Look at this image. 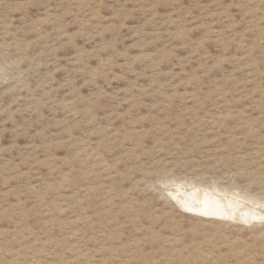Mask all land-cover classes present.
<instances>
[{
  "label": "rangeland",
  "instance_id": "1",
  "mask_svg": "<svg viewBox=\"0 0 264 264\" xmlns=\"http://www.w3.org/2000/svg\"><path fill=\"white\" fill-rule=\"evenodd\" d=\"M0 264H264V0H0Z\"/></svg>",
  "mask_w": 264,
  "mask_h": 264
},
{
  "label": "bare ground",
  "instance_id": "2",
  "mask_svg": "<svg viewBox=\"0 0 264 264\" xmlns=\"http://www.w3.org/2000/svg\"><path fill=\"white\" fill-rule=\"evenodd\" d=\"M218 190L221 191L222 189H218ZM190 197H191L190 201L185 200V199H183V200L178 199L180 205L182 207H184V206L195 207V209H193L194 211L197 210L200 213H204V214H208V215L210 214V215H214V216H218V217L230 219V220H233L232 218L235 217L234 216L235 213L233 214V212L237 211L238 206L242 205V203H240L237 199L232 200L230 198H226L223 195H216L214 193H208L206 191H203L202 189L199 191L196 190L193 195H190ZM237 197H242V195H237ZM192 200H194L195 202H192ZM229 200L231 202H229ZM249 200H251V199L249 198ZM237 213L240 214V212H237ZM235 219H237V218H235Z\"/></svg>",
  "mask_w": 264,
  "mask_h": 264
}]
</instances>
